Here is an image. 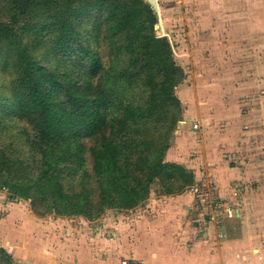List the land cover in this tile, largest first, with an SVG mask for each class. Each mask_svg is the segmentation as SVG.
Wrapping results in <instances>:
<instances>
[{"label":"trees","instance_id":"trees-1","mask_svg":"<svg viewBox=\"0 0 264 264\" xmlns=\"http://www.w3.org/2000/svg\"><path fill=\"white\" fill-rule=\"evenodd\" d=\"M1 1L10 23L0 10V56L12 55L14 67L0 90V190L9 200L29 201L39 217L92 220L142 205L157 184L173 195L194 183L191 170L166 160L185 72L145 0ZM29 32L45 57L25 45ZM91 40L115 53L107 65Z\"/></svg>","mask_w":264,"mask_h":264},{"label":"rangeland","instance_id":"rangeland-1","mask_svg":"<svg viewBox=\"0 0 264 264\" xmlns=\"http://www.w3.org/2000/svg\"><path fill=\"white\" fill-rule=\"evenodd\" d=\"M157 3L156 34L170 41L176 62L185 72L184 80L176 88L182 112L168 149L175 147L176 151L169 158L166 153V160L182 164L180 160L188 152L193 154L196 146L192 143L193 139L199 138L201 134V127L195 128L194 125L202 124L203 137L217 141L216 152L219 158L208 156L206 152L200 153L203 158L198 163L201 172L199 185L195 188H192L193 184L187 186L186 194L195 192L200 203L207 197H220L217 194L218 179L223 173L235 171L238 176L232 182V188L239 191L243 213L238 227L241 229L242 224L248 223L253 228L251 235H261L260 240L264 244V0H157ZM0 10H3V20L10 23L6 16L5 1L0 2ZM48 36L49 33L44 32L40 40L46 41ZM36 37V33L29 32L24 42L33 54L43 58L47 51L43 45L36 43ZM91 42L101 51L107 65L115 53L108 55L103 41L99 44L94 40ZM51 62L54 64V61ZM13 76L12 55H1L0 90L6 91ZM201 113L202 119L198 117ZM184 118L193 122L195 135L188 136L183 126L187 123ZM22 127L24 124L18 123L15 129ZM7 137L4 135L2 139ZM221 137L227 139L228 143L222 142ZM2 139L1 144L4 142ZM0 191L8 196L6 190ZM163 193L157 184L142 205L132 210H105L98 218L88 219V229H84L97 234L99 232L96 229L102 228L99 233L102 239L116 242L118 236L119 242L126 241V246L134 244L142 252L155 248L156 255H166V248L161 245L160 238L150 235V225L146 222L149 218H159L160 214L169 212V209L176 213L174 200H171V208L165 210L170 201L163 197L170 195ZM0 196L4 198L3 194ZM194 200L192 197L191 201L187 200L183 204V213L190 211L192 220L198 218ZM14 203L22 208L23 214L30 210L29 201L15 200ZM8 210L6 207L0 210V264H15L14 253L11 255L2 247V243L8 247L9 242H14L16 237L11 223H6V226L2 224L10 213ZM45 217L60 219L56 225L57 232L66 229L69 223L62 221L66 217L55 213ZM72 217H78L73 218L72 222L76 227H83L80 219L82 216ZM230 227L227 228L229 235H235V229ZM7 235L12 241L8 238L6 240Z\"/></svg>","mask_w":264,"mask_h":264},{"label":"crops","instance_id":"crops-1","mask_svg":"<svg viewBox=\"0 0 264 264\" xmlns=\"http://www.w3.org/2000/svg\"><path fill=\"white\" fill-rule=\"evenodd\" d=\"M198 117L202 119L203 113ZM184 119L187 120V118ZM192 124L193 122L187 120V123L183 125L188 131V136L196 134ZM198 127H201V129L198 128L200 129L199 133L201 132L200 137L193 139L192 142L196 144L195 151L193 154L188 152L180 160L182 165L194 173L195 181L192 188L199 185L201 177L198 163L203 155L200 153L206 152L208 156L219 158L216 152L217 141L212 138L205 139L202 134L204 127L202 129V124H199ZM190 138L192 139V137ZM221 138L222 142L228 143L227 139ZM212 147L215 150L210 151ZM174 148L167 152V158L171 154L175 155ZM237 176L238 174L232 171L223 173L218 179L217 194L222 199L231 200L233 209L232 216H227L223 210H216L215 214L222 221V228L210 221L206 205L200 203L199 199L197 200L199 197L195 192L192 191L193 194L187 195L185 190L175 196L163 197L170 201L165 210L171 208V200L175 201L176 213H172L169 209V212L160 214L159 218H149L146 222L150 225V235L160 238L161 245L166 248V255H156L155 248L145 249L142 252V250H137L134 244L126 246V241L119 242L118 236L116 242L102 239L99 234L102 228L96 229L99 232L97 234L91 230H85L88 229L90 221L84 217H80L83 227H76L72 223L73 218L78 219V217H66L62 220L65 223L69 221L66 224V229H60L57 232L56 225L60 219L39 217L33 213L31 207L28 213L23 214L22 208L16 206L15 201L9 200L8 196L0 191V194L4 195V198L0 196V210L6 207L10 211L2 224L6 226V223H11V229L16 232L14 242H9L8 247L2 243V247L7 253L11 255L14 253L15 264H121L123 260L139 264H264V244L260 240L262 236L251 235L253 228L251 229L248 223L242 224L241 229L238 227V221L243 219V213L238 196L239 191L232 188V182ZM240 177L242 178V176ZM192 197L195 199L198 215V218L194 220L189 215L190 211L186 214L183 213V204L187 200L191 201ZM119 226L123 227L121 224ZM228 227L235 229V235H229ZM124 229L126 230V228ZM220 229L223 230L222 237L219 236ZM111 232L114 233V231ZM5 238L11 240L8 235Z\"/></svg>","mask_w":264,"mask_h":264},{"label":"built area","instance_id":"built-area-1","mask_svg":"<svg viewBox=\"0 0 264 264\" xmlns=\"http://www.w3.org/2000/svg\"><path fill=\"white\" fill-rule=\"evenodd\" d=\"M194 127H198L197 124L194 125ZM193 191L195 189H192ZM203 204H206V207L209 209V217H210V221H213L216 223V225L219 228H222V221L220 219H218L217 215L215 214V212H217L216 210H223V213L226 214L227 216H232L233 214V209H232V203L231 200H225L222 199L220 197H216V198H211V197H207L205 200H202ZM219 236L222 237L223 236V230L220 229L219 232ZM121 264H139L136 262H132L130 260H123L121 262Z\"/></svg>","mask_w":264,"mask_h":264},{"label":"water","instance_id":"water-1","mask_svg":"<svg viewBox=\"0 0 264 264\" xmlns=\"http://www.w3.org/2000/svg\"><path fill=\"white\" fill-rule=\"evenodd\" d=\"M152 8L154 11L158 10V3L157 0H145Z\"/></svg>","mask_w":264,"mask_h":264}]
</instances>
